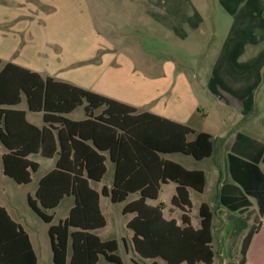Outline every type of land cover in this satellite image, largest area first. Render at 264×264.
<instances>
[{"label": "trees", "instance_id": "1", "mask_svg": "<svg viewBox=\"0 0 264 264\" xmlns=\"http://www.w3.org/2000/svg\"><path fill=\"white\" fill-rule=\"evenodd\" d=\"M23 96L31 111L43 112V127L30 123L25 110L15 107ZM0 106V139L8 148L4 155L6 175L27 184L32 180L31 171L38 169L29 155L40 152L45 158L57 157L55 168L41 178L36 199L29 198L33 210L50 224L55 264H99L102 256L111 264H124L117 252L118 240H103L95 230L107 225L101 195H110L118 203L132 193L139 197L128 202L123 212L135 213L127 226L133 231V247L141 258L154 259L150 264H159L158 258L167 264L214 263L215 211L202 203L198 228L191 217L189 188L202 192L206 174L162 155L181 152L196 159L209 157L214 152L211 134L200 132L189 141L188 135L194 130L188 125L152 112H138L133 105L53 76L43 77L11 61L3 64L1 58ZM80 106H84L86 117L70 119L67 114ZM108 158L116 165L113 186H104L99 192L91 180L103 179ZM259 162L230 156L233 178L258 204L253 225L243 239L239 264H246L251 241L263 223L264 172ZM169 180L177 183L172 205L182 212L181 224L164 216L163 203H148L158 198L161 183ZM67 195H73L76 202L66 219L53 224L54 215L48 210L56 208ZM37 262L28 232L0 205V264Z\"/></svg>", "mask_w": 264, "mask_h": 264}, {"label": "rangeland", "instance_id": "2", "mask_svg": "<svg viewBox=\"0 0 264 264\" xmlns=\"http://www.w3.org/2000/svg\"><path fill=\"white\" fill-rule=\"evenodd\" d=\"M188 2L200 10L205 22L201 28L190 30L188 35L183 36L159 26L152 15L145 11L144 0H0V58L4 62L14 60L17 64L36 68L41 73L64 81L93 85L94 90L113 98L143 101L155 94L154 84L147 83L146 77L161 75L169 82H174L181 73L187 78L197 74L196 81L203 82L205 72L211 68L222 41L228 35V27L234 18L223 10L220 0ZM107 39L113 43L109 44ZM108 47L114 49L108 50ZM107 59L114 65L109 66ZM166 64L168 67H165ZM171 64L174 66L173 70ZM165 71L166 75H163ZM184 77L181 75V78ZM162 94L170 96L168 91ZM189 94L185 98L195 99L199 108L195 122H203L211 130L218 128V122L224 116L216 106L221 97L214 96L201 85L194 86L193 92ZM263 94L264 75L255 97L260 101ZM231 96L225 94L223 102H235ZM19 108L29 111L26 100ZM225 108L228 109V106L225 105ZM143 109L152 110V105H146ZM229 109L232 107L229 106ZM32 113L30 118L33 115L38 118L43 116L41 112ZM69 116L73 119L82 118L85 116L84 108L79 107ZM233 116L234 114L226 115L229 122L233 121ZM251 132L249 134H253ZM169 156L188 166H203L208 172L210 168L213 171V167H209L212 160L200 163L190 156L193 159L191 164L182 154ZM112 173V170L108 172L104 183L109 182ZM4 186L7 187V184ZM174 187L172 183L164 185L158 200H150L149 203L158 205L163 202L164 216L180 220L181 211L172 205V198L176 193ZM193 200L195 205L191 217L193 224L198 226L201 200H206L211 205L213 201L206 194L199 193L193 194ZM68 203L69 200H66L56 209L53 223L58 224L67 216ZM101 205L109 223L95 233L102 239L118 240L117 252L124 264H136L133 259L146 264L145 259L134 256L127 230L121 226L115 229L114 220L121 225L131 217L130 214H123L125 203H113L102 196ZM10 206L15 218L28 228L33 226L38 231L40 264H55L47 236L48 223L33 210H29L27 204L10 200ZM222 218L221 215L215 217V227L223 224ZM253 220L252 218L249 223ZM224 228L226 230L230 226L227 224ZM123 238L127 240L128 247L123 244ZM239 248L240 239L236 249L230 251L229 264H234ZM157 261L159 264H167L161 258ZM99 264L109 263L102 256ZM215 264L219 262L216 261Z\"/></svg>", "mask_w": 264, "mask_h": 264}, {"label": "crops", "instance_id": "3", "mask_svg": "<svg viewBox=\"0 0 264 264\" xmlns=\"http://www.w3.org/2000/svg\"><path fill=\"white\" fill-rule=\"evenodd\" d=\"M220 4L222 5L223 10L231 14L234 19L228 27V35H226L222 41L220 49L213 64L211 65V68L204 74L206 81H196L197 79L195 77L197 74H194L191 78H187L181 73L180 76H178L179 78L174 82H169L165 76L161 75L155 78L146 77L145 79L147 83L154 84L153 92L155 94L153 96L143 101L134 100V102L132 100H126L123 98L114 99L135 106L138 109V112H152L154 114L190 126L194 132L188 135L189 141L194 140L196 135L200 132H206L213 136L214 152L209 157L196 159L192 155L181 152L164 153L162 155L166 159L179 163L187 169H199L205 172L206 186L204 190L199 192L196 189L190 187L189 192L193 202V207L195 205L193 200L194 193H199L201 195L206 194V196L213 201V204L211 205L206 200H201L200 206L204 202L209 204L212 208L214 205H216V208H213L214 211L217 209V211L214 212L213 219V248L215 251L213 264H215L216 261H218L219 264L231 263L229 262L230 251H232V249H236L237 241L240 239V248L239 251H237V255L234 260V264H239L243 239L253 225L254 220L252 223H249V221H251L252 218H255L258 204L257 199L254 196L246 195L241 185L233 178L230 168V156L234 155L250 162L260 161L259 166L264 172V162L262 161V158L264 157V94L260 101L257 99V97H255L257 89H259L263 82L264 75V0H220ZM144 6L145 11L152 15L153 19L159 24V26L161 25L163 27L169 28L168 30H172L179 35L186 36L189 34L190 30H197L198 28H201V25L205 22V18L200 13V10L191 5L188 0H144ZM202 34H204L203 30ZM106 41L109 44L113 43V41H110L109 39ZM113 49L114 47H108V50ZM106 55L108 56V54ZM107 61L109 62V66L114 65L113 62H110L108 59ZM7 62H9V60L6 62L3 61V64ZM11 62L15 63L14 60ZM21 66L36 71L43 77L52 76L50 74L41 73L38 69L27 65ZM170 66L173 70L174 66L172 64ZM165 67H168V65L166 64ZM116 69H119V67H116ZM163 75H166V71ZM181 75L184 78H181ZM56 79L61 80L58 78ZM66 82L99 93L97 90L92 88L93 85H82L73 81ZM200 85L205 86L207 91L212 93L214 96L218 95L221 97L216 106L217 110L220 111V113L224 116L219 120L218 128L215 130L207 128L203 122H199L197 119V122H195V117L197 115V111L199 110L196 100L194 99V103L192 99L188 100L185 98L187 95L190 96L189 93L193 92L194 86ZM167 91L170 93L169 97H165L162 94L163 92ZM225 94H231V97L236 101L233 103H224L223 100L225 98ZM102 95L108 96L106 94ZM24 100L27 102L26 96H23L21 103L15 107L19 108ZM150 104L152 105V110L143 109L144 106ZM225 105L228 106V109L225 108ZM229 106L232 107V109H229ZM80 107L84 108V106ZM19 109L25 110L27 120L30 123L38 127L44 126V115L42 118H38L35 115H33V118H30V114H33L32 112L34 111H31L29 107V111L24 108ZM75 110L71 113L75 112ZM101 110L102 109L97 110L96 113H100ZM71 113L67 114V116L70 119H73L69 116ZM232 113L234 114V118L232 119L233 121L229 122L226 115H233ZM85 117L86 114L82 118L73 120H82ZM249 131H252L251 133L253 134H249ZM7 152L8 148L0 139V205L4 206L12 218L21 224V226L28 232L33 249L37 255V264H40V256L38 253V231L33 226H29L28 228L21 220L15 218L13 215V210L10 206V200H12L14 203L21 202L22 205L27 204V206H29V210H33L29 204V198L32 197L33 199H36V192L39 187L40 180L44 175L55 168L57 157L45 158L40 154V152L29 155L28 158L37 163L38 169L36 171H31V182L27 184H20L5 174L4 155ZM105 154H107V152H105ZM178 154H182L185 160L191 164H193V159H190V156L195 158V160L200 163L212 160L211 164H209V167H213V171L211 172L210 168V172H208L203 166H188L169 156ZM106 166L107 172L101 181L91 180V186L99 192H101L104 186L108 189H111L113 186L116 165L110 158H108L106 161ZM110 170L113 172L111 174V178L109 179V182L104 183L103 180ZM171 183L174 184L175 191L177 190V183L169 180L168 182L161 183L159 196L163 186L170 185ZM4 184H7V187L4 186ZM102 196L109 198L111 202H113L110 195H101V198ZM138 197V193H132L126 201L118 203H125L126 205L128 202H131ZM158 198L149 199L148 203L150 200H158ZM66 200H69L68 214L61 220L66 219L69 216L71 208L76 202V199L73 195L65 196L56 208L48 210V212L54 215L56 209H58L59 206ZM225 204L237 210H233ZM244 204L246 205L242 206L243 208H240V206ZM173 208L175 207L173 206ZM243 209L246 210L243 211ZM33 212L35 211L33 210ZM123 214L125 213L123 212ZM127 214H130L131 217L126 222H123V224L120 225L114 220V226L115 229L121 226L127 230L129 239L131 240V242L129 240V244L134 252V256L141 258L133 247V231L127 226V223L134 217L135 213ZM217 215H221L223 217V224L219 223L220 225L215 227L214 220ZM177 221L179 224H181V218ZM108 223L109 221L107 219V225ZM227 224L230 226V228L225 230L224 227ZM49 226L50 224L48 223L47 236L49 238V243L52 250ZM194 227H200V221L198 226L194 225ZM100 229L95 230V232ZM129 229L132 232L128 231ZM226 233H228V235H226ZM123 244L125 247H128V243L125 238H123ZM153 260L154 259H145V263L150 264ZM246 264H264V217L261 228L256 232L249 246Z\"/></svg>", "mask_w": 264, "mask_h": 264}]
</instances>
